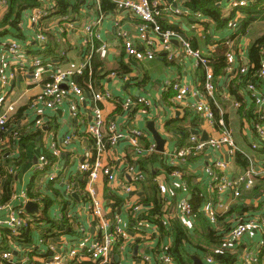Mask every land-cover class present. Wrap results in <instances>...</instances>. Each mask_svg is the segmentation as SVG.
Returning a JSON list of instances; mask_svg holds the SVG:
<instances>
[{
    "label": "crops",
    "instance_id": "1",
    "mask_svg": "<svg viewBox=\"0 0 264 264\" xmlns=\"http://www.w3.org/2000/svg\"><path fill=\"white\" fill-rule=\"evenodd\" d=\"M51 1L56 4L55 0ZM159 1L170 8L183 10V14L167 10L161 19L181 29L180 36H184L191 44L195 43L197 49L212 55L217 49V43L225 40L228 47L226 54L232 53L231 67L226 68L221 76H215L216 91L212 101L206 97L204 90L205 71L197 64L195 58L185 53L182 46L183 37L173 40L176 55L173 59H169L167 51L162 48V38L152 33V44L144 46L138 36L139 18L128 10L118 9L114 2V9L105 11L102 9V0H72L75 8L72 7L68 14H53L39 24H34L29 18L22 16L19 36L15 28H10V34L0 37V41L19 40L25 44L27 57L33 58L38 55L47 63L40 75L33 71L19 73L3 90L5 104H15L16 111L12 114L7 129L0 132V176L2 177V170L8 172L12 168L15 181L12 185L10 201L0 208V220L7 219L12 209L24 208L29 200L39 204V212L35 214L27 212L34 219L32 226L29 227L30 242H25L24 238L17 239L16 246L12 248L7 242L9 228L0 226V231L5 236L0 246V264H18L20 258L17 254L23 256L24 249L31 257L29 264H43L45 258L55 254L65 257L63 264L83 262L97 264L90 259L88 248L91 242L101 240L110 229L105 232L101 221L90 211L92 198L88 192V177L79 168L81 162L93 157V138L87 134L86 129L93 121L96 106L102 109L106 120L115 122L119 132L125 135L115 146H108L104 152V162L111 167L116 181L110 182L105 176H101L93 185L97 198L103 204L104 218L110 228L114 224L115 215H120L128 234V237L119 243L117 249H112L110 256L112 262L109 264H159L156 254L164 245L173 242L170 228L172 221L180 220L186 225L185 221L189 220L182 217L179 202L185 198L190 200L193 196L190 179L196 180L203 190L204 201L205 196L210 193V180L204 171L207 158L211 156L209 152L204 157L190 158L181 168L183 176L177 175L174 169L169 172L167 170L168 167H175L171 163L173 154L193 135V129L199 130V134L194 135L200 138L203 132H207L210 137L218 135L225 125L231 130L241 152L252 160L253 165L257 169L264 166V154L251 147V142L255 138V131L252 128L253 117H251L254 106L247 95L245 85L239 79L240 69L251 63L252 44L264 35V19L256 13L264 9V0L255 1L250 6L237 10L228 8L229 0H219L217 5L222 18L230 19L228 26L223 28H217L213 19L202 12L186 9L183 3L185 0ZM4 12L5 10L0 8V18ZM246 12L258 17L249 23L245 32H241L239 30L242 27V20L248 18ZM199 13L202 15H198ZM100 16L102 19L96 28L99 37L95 38L93 43H88L85 28ZM48 24H51L52 28L47 30ZM118 26L125 29L140 48L154 51L155 58L136 60L129 56L123 39L118 36ZM40 33L45 34V41L36 40L37 34ZM96 42L99 46L105 45L108 48L106 58H101L96 52L99 47L95 46ZM54 44L57 47L54 54L47 55L46 51ZM89 54L90 56L97 54L98 60L102 62L97 69L95 79L86 78V75L91 76L93 73L91 57L90 69L85 70L83 74H76L70 80L66 79L63 83L67 89H71L74 84L79 85L84 90L83 95L71 92L55 109L47 108L42 103L41 95L51 75L56 71L76 68ZM10 61L7 49L0 46V64L9 63L11 67ZM122 64L130 69L129 73L123 74L119 71ZM176 80L189 84L191 88L180 102L176 100V92L171 87ZM260 84L264 90V80ZM106 90L111 93L112 98L96 102L93 94ZM138 97L146 98L148 105L136 102ZM128 99H131V103L125 106L124 103ZM33 102L38 103L36 105L38 108L36 106L33 108ZM211 102L219 111L213 126L203 122L199 114L194 111V105ZM236 102L241 105L236 106ZM75 107L78 111L76 116L72 113ZM38 113L45 119L41 128L34 126ZM150 122L155 123V129L166 139L164 152L156 149L154 153L145 151L137 153L129 141L134 131L142 132L139 142L143 148L152 143L156 144L148 128ZM15 130L21 133L20 137H13L12 132ZM68 134L74 136L71 143L65 145L64 140ZM27 137L30 139L21 143ZM53 143L57 144L62 152L59 157L52 155ZM47 153L54 159L48 157ZM155 153H159V158L148 166L149 171L141 170L139 162ZM42 155L46 156L48 164L44 169H38L37 163ZM213 155L230 162V176L235 177L243 172L236 164V154L231 156L227 150L222 149ZM130 166L136 171L145 172L146 178L135 182L129 172ZM52 174L55 178L51 180ZM158 174L163 177L160 178L161 183L166 188V191L162 192L164 199L162 218L163 221H168L167 228L165 232H161L159 225L151 221V227L138 233L135 228L136 218L139 215L146 217L148 214H138L133 210V206L142 205V210L149 212L153 206L151 201L147 200L151 193L150 185H143L142 182L148 181L151 176L153 180L155 177L156 181ZM32 181L34 186L31 189ZM256 182L257 179L252 189L243 190L240 199H234L230 192L222 197L216 194L215 201L223 205L217 208L220 217L226 216L231 208H235L234 212L219 220L216 229L229 231L233 228L237 217L251 219L264 214V182ZM183 184H186V187ZM124 186H131V191H122L121 188ZM30 192L34 197H30ZM45 198L52 201L49 220L41 219L44 217ZM201 212L207 218L209 222L207 224H216L212 223L205 214L204 205L201 207ZM202 220L203 218L198 220L197 217L191 216V226L186 225L191 236L195 238L194 245L186 246L191 264H193L192 256H198L205 264H218L213 257L207 255L208 253H199L196 249L199 241L204 247L207 246V242L201 236ZM262 240H264L263 231H253L240 242H232L227 248L237 254L236 264H242L243 257L250 252L255 258L250 264H264ZM52 247L56 250L52 251ZM73 249L79 253L77 258L70 256ZM5 250H12L16 263L1 259V253ZM144 256H150L153 260L148 262ZM79 257L83 258L79 259ZM209 258L213 260L210 262Z\"/></svg>",
    "mask_w": 264,
    "mask_h": 264
},
{
    "label": "built area",
    "instance_id": "2",
    "mask_svg": "<svg viewBox=\"0 0 264 264\" xmlns=\"http://www.w3.org/2000/svg\"><path fill=\"white\" fill-rule=\"evenodd\" d=\"M115 3L118 9L128 10L134 13L140 20L138 25V36L140 42L144 46L147 44H152L151 34L155 33L162 38V48L164 51H167L169 59H173L176 55L174 49V39H181V36L178 31L173 29L163 30L160 24V19L163 17L164 12L167 10L173 11L177 14L182 13L179 8H170L161 4L159 0H111ZM258 0H229L228 8L229 9H240L250 6L253 2ZM41 6L37 9H28L22 12V16H25L31 20L34 24H39L43 19L48 18L56 9V4L51 0H39ZM8 6V0H0V8L6 10ZM202 15V14H198ZM102 16L93 22L89 23L85 30L88 34V43H93L95 38H98V32H96L97 26L100 24ZM52 28L51 24H48L46 29ZM118 36L123 39L126 52L129 56L134 57L136 60L144 59H153L155 58V52L150 49H145L139 47V45L134 42V39L130 34L123 29L121 26H118ZM36 40L45 41L46 36L44 33L37 34ZM228 44V43H227ZM0 46L7 49L10 56L11 67L8 64H0V132H4L8 127V122L11 119L12 114L15 113L16 107L13 103L5 104V97L3 95L4 88L10 84V82L19 74V73H28L33 71L37 74V69L41 68L42 72L47 63L41 56H34L29 58L26 55L25 44H22L19 40L16 39H7L0 41ZM185 53L195 58L197 64L203 68L205 71V81H204V90L206 97L210 100L214 99V94L216 91L215 76L213 73L211 65V54H205L199 49H194L190 41L185 40L182 43ZM215 49V46L213 47ZM212 49V50H213ZM96 52L101 58H106L108 55V48L105 45L99 46L96 49ZM228 59V68L231 67L232 53L228 52L226 54ZM91 56L90 54L86 56V59L83 63L73 69H68L64 71H56L51 75V79L44 85L43 93L41 95L42 103L50 109H55L60 103H62L71 92L82 96L84 90L77 84H74L71 89H64L62 84L67 78L71 79L76 74H83L85 70L91 68L90 63ZM249 70L248 66H244L240 69L239 75H247ZM257 80H264V46L262 48V57L260 62L259 70L254 74L253 79L245 84L247 95L250 97L252 105L254 106L253 119H252V128L255 131V138L251 142V147L257 152L264 151V90L262 85ZM259 81V82H261ZM91 87V86H90ZM172 89L176 92L175 98L177 101H182L186 95L191 91L190 85L182 81H174L171 84ZM94 100L96 102H102L112 98L111 93L106 91H98L93 94ZM136 102L141 104L148 105V100L143 97H138ZM131 99H128L124 105L129 106ZM5 106L1 108V106ZM38 105V103L33 102V108ZM236 106H240L239 102L235 103ZM38 108V106H36ZM194 111L199 114L203 122H207L210 125L215 123V113L209 103H199L194 105ZM73 115H77L78 111L75 107L72 110ZM45 122L44 117L40 116L38 113L37 119L35 120L34 126L36 128H41ZM223 123V122H222ZM224 125V123H223ZM86 132L93 138V157L85 159L81 162L79 168L83 171L88 177V192L92 198V203L89 206L90 211L93 215L101 221L102 226L107 229L109 233H105L101 240L91 242V245L88 248L89 257L97 264H109L111 261V251L115 246L116 241L119 239H126L128 237L127 231L123 226V220L120 215H115L114 224L110 228V225L104 218V207L102 202L97 198V192L93 186L95 182L101 177L105 176L110 182L116 181V176L114 175L111 167L104 162V152L108 149V146H115L117 141L125 137L124 133L119 132L115 122H108L103 115V111L100 107L96 106L94 109V118L93 121L87 126ZM13 137H20L21 133L18 130L12 132ZM142 132L134 131L133 137L129 138L131 146L135 149L137 153L147 152L154 153L156 151V144L152 143L148 147L143 148L139 142V138L142 136ZM74 134H68L64 140V144H70L73 139ZM255 139V140H254ZM222 149L227 150V153L231 156L235 155L238 151L241 152V149L237 146L233 134L230 129L225 127L220 133L216 136H210L207 141H203L198 135H191L185 144L181 145L175 153L173 154V161L171 162L174 166L178 167L175 170L177 175L183 176V170L181 169L186 165L190 158L195 156H205L208 152L211 156H208V161L204 165V171L207 174L210 185H209V194L205 196L204 203V212L212 223L217 222V208L218 206H223L222 203L215 201V196L218 194V197H222L228 192L232 193L234 199H240L242 197L243 190L252 189L255 185L257 177H264V166H261L259 169L253 165L252 160L249 158L250 166L239 175L232 177L230 176V162L218 158L213 154ZM52 154L56 157L61 155V150L57 144L53 143L51 145ZM264 154V152H263ZM48 164V159L45 155L40 156L37 163L38 169H44ZM129 172H131L133 180L135 182L144 180L146 174L143 171H136L133 166L129 167ZM9 173H13V169H9ZM156 181L158 182L162 192L166 191L165 186L161 183L163 178L158 174ZM55 175H50V179H54ZM2 177L0 176V187L2 186ZM186 187V184H183ZM183 187V188H184ZM69 189L71 187L69 186ZM122 191L130 192L131 186H124ZM2 208V206H0ZM142 205H134L133 210L138 212V214H148L146 210H142ZM179 209L182 213V217L189 219L185 221L186 225L191 226L190 218L192 216V206L188 199H182L179 202ZM184 220V219H183ZM34 219L28 215L23 207L14 208L11 210L9 216L5 220H0V226H6L10 230V234L7 237V242L9 245L16 246L17 238L21 235L22 230L27 227L32 226ZM163 223L167 225L168 221L164 220ZM151 221L145 217L139 215L136 219V231L142 233L147 228L151 227ZM253 231H263L264 233V214L256 216L251 219H246L244 217H237L235 223L230 233L227 236L228 243L226 247L232 244V242H240L247 234L252 233ZM4 235L0 231V246L4 242ZM41 241H43L41 239ZM261 245H264V240L261 241ZM171 244L164 245L160 251L156 254V260L159 264H174V258L170 251ZM13 248V247H12ZM228 249V248H227ZM52 251H55V247H52ZM25 254L23 256L18 255L20 258L18 264H29L31 257L28 256V251L24 249ZM251 253V252H250ZM250 253H247L243 257L242 264H250L254 262L255 258L251 256ZM15 254L12 253V250H5L1 253V259L9 261L11 263H16ZM253 255V254H252ZM70 256L77 258L79 253L77 250L73 249L70 252ZM83 258V257H79ZM144 259L148 262L152 261L153 258L150 256H144ZM212 258H209L208 261H212ZM65 257L55 254L52 257L45 258L43 264H63ZM80 261V260H79Z\"/></svg>",
    "mask_w": 264,
    "mask_h": 264
},
{
    "label": "trees",
    "instance_id": "3",
    "mask_svg": "<svg viewBox=\"0 0 264 264\" xmlns=\"http://www.w3.org/2000/svg\"><path fill=\"white\" fill-rule=\"evenodd\" d=\"M56 1V10L51 15H61V14H68L71 10V8H75L74 5H72V0H55ZM219 0H185L184 6L186 9L191 10L193 12H202L206 16L213 19V21L217 24V28H223L228 26L230 19H224L222 18L221 11L217 5ZM41 6L39 0H8V6L0 18V37H5L6 35L10 34V28H15L18 31L19 36V24L22 18V12L28 9H34L37 10ZM115 7L114 3L111 0H102V9L105 11L113 10ZM248 15V18L242 20V27L239 31L245 32L247 29V26L252 21L256 20L257 17H261L264 19V9L258 10L256 13H258V16H252L251 12H246ZM50 15V16H51ZM48 16V18L50 17ZM44 20V19H43ZM160 24L163 30L167 29H173L178 31L179 33L182 32L181 29L177 27H173L169 24H167L163 19H160ZM96 47L99 46V43L96 42ZM264 46V35L255 40V42L252 44L250 48V59L251 63L248 64L249 70L247 75L245 76H239L240 81L245 85L251 79H253L254 74L259 70L260 68V59L262 55V48ZM192 47L194 49H197L195 43L192 44ZM56 45L50 47L48 51H46V54L51 56L54 54ZM216 50L212 53L210 56L211 59V65L213 68L214 76H221L222 73L228 68V59L226 58V51H227V45L225 40L219 41L216 46ZM92 57V69L93 73L90 75H86V78L89 77L91 79H95V75L97 72L98 67L102 65V62L99 61L97 54H91ZM122 67H120L119 71H122L123 74L129 73L130 69L122 64ZM50 81V80H49ZM48 81V82H49ZM257 80L255 82L260 83ZM93 82V81H92ZM212 101V100H211ZM215 116H219V111L215 104L213 102L210 103ZM253 117V116H251ZM171 123H168L170 125ZM30 139V137L24 138L21 143L27 141ZM262 153L264 151H261ZM53 155V154H52ZM47 153V156L51 159H54L53 156ZM159 158V153L150 157H147L139 162L140 169L143 171H149L148 166L150 164H153L156 162ZM236 164L239 168L242 169V171H245L250 166L249 157L246 156L244 153L238 151L236 153ZM178 167H168L167 170L173 171L176 170ZM3 178V185L2 189L0 190V206L7 204L12 196L13 191V183L15 181V176L12 173L7 172V170L1 171ZM151 175H153L151 173ZM264 182V177H257V182ZM256 182V183H257ZM143 185L148 184L150 185L151 193L149 197L147 198L148 201H151L152 208L149 210L148 215L146 217L152 221L153 223H156L161 228V232H165L166 225L163 223L164 216V199L162 196V190L158 184L157 181H155V177L153 180V176H151L148 181H143ZM34 186V181L30 184V188L32 189ZM190 186L193 190V196L189 200L191 206H192V217H197L198 220H202V239L205 240L207 243V246L204 247L202 245V242H198L196 244V249L199 253H208L207 255H210L213 257L218 264H236L238 257L237 254L230 252L229 249H227L226 244L228 243L227 236L230 233L231 229L228 231V229L225 230H218L216 229L219 223V220L222 218L227 217L232 212H234L235 208H231L227 215H223L220 217V213L217 212V222L215 225L213 224H207L209 223L207 218L204 217L203 213L201 212V207L204 205V194L203 190L199 187L198 183L194 179H190ZM30 197H34V194L30 192ZM45 209L43 211L44 217L41 219H47L49 220V208L52 206V201L45 198ZM150 203V202H149ZM137 219V218H136ZM172 230L173 235V242L171 243L170 251L172 253V256L174 258V263L178 262V264H191V259L189 252L186 248L187 245H194L193 244V237L191 236L190 231L188 230L187 226L180 220H173L172 225L170 226ZM24 238L25 242H30L31 238L29 235V227L24 228L22 230L21 235L17 238L18 240H21ZM121 239L116 241L114 248L117 249L119 247V243H121ZM261 257V255H260ZM261 260V259H260ZM82 264H89L88 262H83ZM91 264V263H90Z\"/></svg>",
    "mask_w": 264,
    "mask_h": 264
},
{
    "label": "water",
    "instance_id": "4",
    "mask_svg": "<svg viewBox=\"0 0 264 264\" xmlns=\"http://www.w3.org/2000/svg\"><path fill=\"white\" fill-rule=\"evenodd\" d=\"M181 37H183L182 39L184 41L186 40V38L184 36H181ZM67 80H70V79L67 78ZM62 87L64 89H67V87L64 86L63 84H62ZM148 128H149L150 132L152 133L154 139L156 140L157 151L164 152V145L166 143V139H164L159 134V132L155 129V123L154 122H150L148 124ZM192 133L193 134H199V130L193 129L192 130ZM208 138H209V136H208V133L207 132H203L201 134V139L203 141H207ZM24 209H25L26 212H28L30 214H35V213H38L39 212V204L36 201L29 200V201L26 202V204L24 206ZM192 259H193V264H205L204 261L201 260L198 256H192Z\"/></svg>",
    "mask_w": 264,
    "mask_h": 264
},
{
    "label": "rangeland",
    "instance_id": "5",
    "mask_svg": "<svg viewBox=\"0 0 264 264\" xmlns=\"http://www.w3.org/2000/svg\"><path fill=\"white\" fill-rule=\"evenodd\" d=\"M41 72H42V69H41V68H38V69H37V74L40 75ZM192 239H195V238H192Z\"/></svg>",
    "mask_w": 264,
    "mask_h": 264
}]
</instances>
